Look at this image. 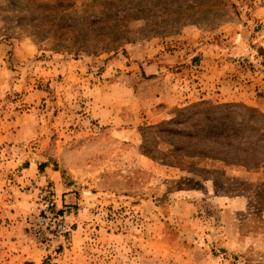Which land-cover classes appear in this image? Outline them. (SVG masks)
Masks as SVG:
<instances>
[{"label":"rangeland","instance_id":"1","mask_svg":"<svg viewBox=\"0 0 264 264\" xmlns=\"http://www.w3.org/2000/svg\"><path fill=\"white\" fill-rule=\"evenodd\" d=\"M56 1L0 0V264H264V109L242 85L264 80V0L45 8ZM60 26L74 41H59ZM73 42L93 52L64 50ZM199 42L222 47L214 59L232 76L229 96L141 122L107 123L92 109L91 89L116 81L107 68L131 44L150 58ZM31 164L59 170L74 205L66 242L51 251L28 232L30 209L13 217L43 176L23 170Z\"/></svg>","mask_w":264,"mask_h":264},{"label":"crops","instance_id":"2","mask_svg":"<svg viewBox=\"0 0 264 264\" xmlns=\"http://www.w3.org/2000/svg\"><path fill=\"white\" fill-rule=\"evenodd\" d=\"M140 46L131 44L127 48L128 57H124L123 61L121 57L115 58L110 64L111 68H107V74H120L116 81L101 84L98 88L94 85L91 89L92 94L99 89V96H94L91 100L92 109H99L101 119L107 123L162 119L171 108L181 103L206 100L218 95L217 91H220L221 96H229L234 91L232 76L223 77V67H218V60L214 59L220 53L221 46L199 42L189 49L177 50L174 54L166 53L158 47L154 54L148 56L150 58L143 56L145 53ZM112 66L118 68L112 69ZM260 79L251 76V79L243 80L242 85L245 95L250 97L249 103L264 109V97L254 95L264 88V80ZM42 168L44 169L41 170ZM23 170H29L30 177L40 172L52 183L57 202L65 201L63 198L70 196L65 194L69 188L60 183L59 170L50 165L42 167L31 164ZM40 173L37 177H40ZM26 178L28 181V177ZM26 198L27 209L25 206L16 210L14 220H23L29 211L28 197ZM208 259L206 264H214L219 260L217 257Z\"/></svg>","mask_w":264,"mask_h":264},{"label":"built area","instance_id":"3","mask_svg":"<svg viewBox=\"0 0 264 264\" xmlns=\"http://www.w3.org/2000/svg\"><path fill=\"white\" fill-rule=\"evenodd\" d=\"M26 191L30 197L26 227L34 242L48 251L63 245L72 225L74 205L57 202L53 186L44 176L31 181Z\"/></svg>","mask_w":264,"mask_h":264},{"label":"trees","instance_id":"4","mask_svg":"<svg viewBox=\"0 0 264 264\" xmlns=\"http://www.w3.org/2000/svg\"><path fill=\"white\" fill-rule=\"evenodd\" d=\"M71 5H72V2L69 0H57L55 5L51 3L44 4L45 8L47 7L50 11H53V12H63V10H66ZM54 31L60 33L58 39L61 42L70 43L73 38L75 39L74 33L70 31L69 27L60 26L57 28V30L55 29ZM75 44L76 42L75 43L73 42L71 46L69 45V47L65 48L64 50H69L71 53L73 52L75 55L80 54L82 52H86V53L93 52L90 49H84L83 47L85 46H77L76 48H74ZM58 48L60 49L62 47L59 46ZM96 48L97 46L93 47L92 49L95 50Z\"/></svg>","mask_w":264,"mask_h":264}]
</instances>
